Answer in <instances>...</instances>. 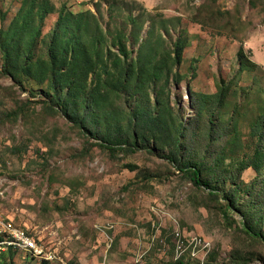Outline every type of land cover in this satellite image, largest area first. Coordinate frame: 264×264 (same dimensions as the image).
<instances>
[{
	"label": "rangeland",
	"instance_id": "1",
	"mask_svg": "<svg viewBox=\"0 0 264 264\" xmlns=\"http://www.w3.org/2000/svg\"><path fill=\"white\" fill-rule=\"evenodd\" d=\"M21 2L0 0V47L14 43L23 79L2 73L0 52V223L44 255L15 249L0 264H264V240L246 228L264 232V205L247 193L264 194V166L250 167L264 117V0H49L56 12L31 52L7 36ZM64 5L90 12L78 34L91 65L69 66L67 52L62 70L78 89L63 113L40 64ZM82 117L90 130L71 121ZM127 143L135 154L104 148ZM179 158L204 162L221 197L193 185Z\"/></svg>",
	"mask_w": 264,
	"mask_h": 264
},
{
	"label": "trees",
	"instance_id": "2",
	"mask_svg": "<svg viewBox=\"0 0 264 264\" xmlns=\"http://www.w3.org/2000/svg\"><path fill=\"white\" fill-rule=\"evenodd\" d=\"M56 12L55 6H53L52 3L49 2V0H22L21 7L15 16V18L12 20L9 31L7 32V36L11 39H22L26 41V49L32 48L31 46H34L36 44L37 38L40 35V28L44 25V21L47 19L48 16L54 14ZM90 12L87 13H80V14H74L71 12L66 5L62 6L60 11L58 12V21L56 24V29L52 32V43H55V46L51 49L50 56L48 61L43 60V62L40 64L42 69L44 70L43 74L44 77H48L50 75V82H49V93L51 97L50 103L52 105L60 106L62 112H66L68 110V101L69 98L73 95V88L78 89V85L73 82L72 76L69 71L63 72L62 67L65 66L68 63V54L67 52H70L73 50V54L70 57L69 66H71L76 60L83 61V66L91 65V63L88 61L86 55L82 53V50L79 51V49H82L80 46L79 41L81 40L80 35L78 32L81 31L82 28H84L86 31V28L88 27V16ZM75 31V32H74ZM68 38V40H66ZM9 42L4 44L0 47V52L2 54L3 59V66H2V73L11 78V80L20 86L23 87V79L22 74L18 70V66L15 65L17 63L16 57L20 58L17 54L15 55L14 49L15 45L14 43ZM178 51H177V57L180 59L181 51L183 50L185 43L179 42L178 44ZM117 47L119 48V51L121 54H127V48L125 44L119 40ZM57 49L62 50L61 54L57 55ZM29 51V50H28ZM31 52V51H29ZM29 58H24L23 63H28ZM48 64V66H47ZM75 93V92H74ZM91 103V102H90ZM71 121L75 125L81 124V127H86L88 130H90L89 124L87 122L86 117H82L81 121H78L76 119L71 118ZM189 126H185L183 137L179 142V145L177 144V149L179 151H183L184 147L186 146L185 140H183L184 136L188 137L187 131ZM255 134L259 137V145H258V154L256 157L252 159V164L250 167L258 168L259 162L261 165L264 166V160H260V155L262 154L264 157V117L258 122L257 129L255 131ZM178 143V142H177ZM104 148L109 151V153L115 157L119 158L121 155H133L137 151V145L134 144H124V145H105ZM178 159H172L171 161L175 164H183L182 168H179L180 172L183 173L184 176H186L196 187H205L208 189H211L210 195L214 198L221 197V194L219 193V190L212 189L211 186L207 181H203L201 178V173L203 169H205V163L204 162H193V160H189L187 158H179ZM183 159V160H182ZM127 169L134 172L138 169L137 166L128 164L126 166ZM262 177H264V174L262 173ZM264 179V178H263ZM264 182V180H263ZM247 193L250 195V199L248 203H254V204H261L264 205V194L260 193L259 188H254L252 186L249 188ZM226 195V193H225ZM237 195V194H236ZM233 204L235 203L236 196L233 199H230V197L226 196ZM227 214V212H225ZM247 231L250 234H253L261 239L264 240V232H257L255 226L247 222L246 223ZM5 236L0 235V244L4 243ZM6 250L2 252L0 255V258L4 255H13L15 254V249L13 247L6 246ZM42 264H49V262H43ZM240 264V263H235Z\"/></svg>",
	"mask_w": 264,
	"mask_h": 264
},
{
	"label": "built area",
	"instance_id": "3",
	"mask_svg": "<svg viewBox=\"0 0 264 264\" xmlns=\"http://www.w3.org/2000/svg\"><path fill=\"white\" fill-rule=\"evenodd\" d=\"M0 235L5 236V242L0 244V252H4L6 250V246L13 247L14 249L20 251L29 252L32 256L43 258L44 249L40 247L37 241L31 237H29L25 232L11 223L3 224L0 223ZM54 258L51 256L45 255V261H52ZM62 264H68L64 261Z\"/></svg>",
	"mask_w": 264,
	"mask_h": 264
}]
</instances>
